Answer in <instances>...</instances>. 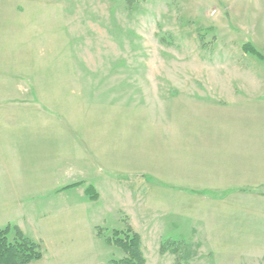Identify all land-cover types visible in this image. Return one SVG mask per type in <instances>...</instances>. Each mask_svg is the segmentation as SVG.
Instances as JSON below:
<instances>
[{
  "label": "rangeland",
  "instance_id": "374dc122",
  "mask_svg": "<svg viewBox=\"0 0 264 264\" xmlns=\"http://www.w3.org/2000/svg\"><path fill=\"white\" fill-rule=\"evenodd\" d=\"M126 226L264 264V0H0V229L111 264Z\"/></svg>",
  "mask_w": 264,
  "mask_h": 264
},
{
  "label": "trees",
  "instance_id": "16d2710c",
  "mask_svg": "<svg viewBox=\"0 0 264 264\" xmlns=\"http://www.w3.org/2000/svg\"><path fill=\"white\" fill-rule=\"evenodd\" d=\"M243 50L253 55L257 52L247 43ZM259 56V55H258ZM79 184H72L67 187H74ZM85 193L89 199L96 200L97 193L92 185H88ZM105 229L97 228V235L105 237ZM9 228L0 229V264H29L42 258L40 245L29 238L22 235L16 229L12 238H10ZM108 245H112L122 250L124 257L119 260H112L111 264H145V258L140 249V238L128 226L124 231L112 230L110 235L105 237ZM178 246V247H176ZM183 249V250H182ZM172 253L177 256L176 264H184L186 262L187 248L182 243L168 241L160 245V253ZM182 252V254H181Z\"/></svg>",
  "mask_w": 264,
  "mask_h": 264
},
{
  "label": "crops",
  "instance_id": "0c3cea01",
  "mask_svg": "<svg viewBox=\"0 0 264 264\" xmlns=\"http://www.w3.org/2000/svg\"><path fill=\"white\" fill-rule=\"evenodd\" d=\"M8 100H10V99L8 98Z\"/></svg>",
  "mask_w": 264,
  "mask_h": 264
}]
</instances>
